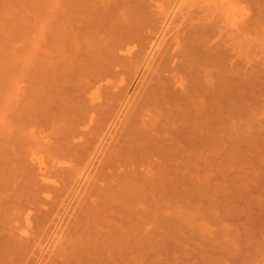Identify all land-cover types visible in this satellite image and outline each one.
<instances>
[{
    "label": "rangeland",
    "instance_id": "374dc122",
    "mask_svg": "<svg viewBox=\"0 0 264 264\" xmlns=\"http://www.w3.org/2000/svg\"><path fill=\"white\" fill-rule=\"evenodd\" d=\"M58 1L0 0V184H2L0 186V201L3 199L1 202H4L3 204L0 202V248L5 246L10 250V248L15 245L13 248H11V250H14V253L12 251H10V253L9 250L6 249L7 253L2 255L4 253L3 252L1 254L0 262H2V258L5 256L4 258L5 260H8V264L9 261L10 264H68L66 258L67 260L71 261L73 256H70V258L67 257L65 245L68 244V246H66L68 249L70 248L69 242L71 244V240L74 239V233L71 232L70 234L73 233L71 236L68 233V237L63 239V241L66 239L64 241V243L66 242L64 249L62 248V239L61 241L59 240L61 244H59V242L56 243V246H59H57V249L54 250L57 251L58 247L61 245V248L64 250L65 254L62 253V250L61 252L59 251L60 256H58L59 253L56 255L53 251L51 254H49L50 259L52 258V261H48L49 255L48 258H46L47 260L44 259V257H47L45 254L47 250L42 252V247L46 245L45 243H47L46 241H48L49 236H47L46 233L45 235L48 238L46 239L44 233L41 230H49L47 227L52 225V219L54 217V219H58L57 216L62 214L64 208L69 203L66 210L69 215L66 212L63 216L65 218L67 217V220L71 217L69 222L66 221L67 228L69 226L68 224H70V231L72 230L71 227L73 226L72 231H76L77 229V236H79L81 233H84V238L86 235V239H82L83 235L81 238L79 236L81 240H78V237H75V247H73L77 249H72L71 247V249L74 250L73 252H71L70 249V251L67 249L66 250L67 252H71V254L74 253L77 259L82 253L83 256H85V260L81 255V257H79L80 264H103V261L104 264L108 262L109 264H264V0H198V6H196V0H128L127 2L126 0H121L122 2H119L121 6H119V3L116 2L118 7L123 8L121 10L119 8L121 12L123 11L122 13L118 11L121 14V19L118 18L119 13H117L118 17L116 18L114 17L116 12H110L114 10L115 5V3L111 2L112 0H108V5L106 4L107 1L105 2L99 0L100 4L105 2V6L103 4H99L101 7L104 6L103 8L105 9V12L102 11L101 8L100 12V10L97 8V10H99L97 14L103 12V14L105 13L108 15L106 10H109L110 8V11L108 12L111 13L112 16L114 15V18L119 19V21L117 20V23L115 22L117 27H119L118 25H124V23L127 24L128 21L131 20V17L129 18L128 16L129 13H132L130 9L134 8L132 5L138 4L137 2L148 4V6L144 5L145 8H142L143 10L141 9L143 12L141 11L142 16L140 14L141 19L139 18L140 21L142 19L144 22H146L145 20L148 21L146 22L147 24H145V26L148 25L149 27L143 26L145 27V32H147L148 28H151L150 31L148 29V34L151 33V31L155 32V28L157 26L161 28L164 25V22L166 21L165 18L172 11L171 9L173 8V5L175 6L178 4L176 7L178 8V6L181 5L179 3H182L180 6L181 9H175L176 12L173 10L174 13H176L175 18L173 19H178L177 21L175 20L178 25L175 24V27L171 32L174 33L176 27H180V24L182 25L184 22V24L188 23V25L183 24V26H187L188 28L192 29L194 28L196 32H199L197 33L198 36L195 34L196 32L192 33V36L196 35L198 39L196 36H194L196 37L195 39H197L199 42H202L201 44L204 45L205 49L208 47L213 48L214 46V50L217 51L219 58L221 59L219 62L225 63L224 65H221L220 68L218 67V70L215 68L216 70L214 71L216 73L213 71L212 72L216 75L217 72L218 75H223V78L221 77L223 84L224 75L226 74L225 71L233 70L234 74L229 76L231 73L227 72L229 74L226 75L227 77L229 76L228 78H230V80L233 79L232 83L236 84H232L234 87L233 91L239 90L235 91L236 93L233 92L234 101L232 100L233 103H230V100L228 99L229 93L227 91L226 85L228 80L227 77L225 76L226 78L223 85L220 83L221 81H217V83L220 84L219 88L222 91L220 92L224 97L222 98L224 103L222 107L220 106V112L222 113H220L221 121L218 135L219 143L217 142L216 148L217 151H220L217 152L218 154L215 163V159L213 160V150L205 148L197 152L198 149L196 148L189 150L187 149L183 154H181V157H179L180 155L177 156V153L173 152L175 159L172 160L173 165L171 163V166L174 167H172V170L168 167L163 171L155 170L156 173L155 171L150 173L144 172L141 177H137L138 179L135 183H129L127 179H123L124 183H121L122 180L119 179L115 174L121 169L118 167V165L123 160L120 162H113L108 167L99 168L100 170H98V177L103 179V181H101L98 186L104 189L88 190L86 187L84 191L82 190L81 194L82 198L87 194L86 199L84 201L83 199H80V202H78L77 205L75 204L76 206L71 204L73 203V200H71V203L69 202L70 193L72 192V188H70V186H74L75 182H77L81 177L83 169L82 167H84V164L78 160L71 161V159H68L64 156H59L57 154V147L61 137L70 126L71 122L82 113V110L85 106L89 105V102L92 98L91 93H93L94 90L88 87L87 70L90 71L94 63L100 60L99 58H101V56L99 52L101 50L99 49L101 47L98 49L99 52H97V49L94 50V48L101 46L100 39L104 35V40L106 39V36H108V30L113 26L114 18L112 19V16L109 14L111 18H109L110 16L106 17L112 19L113 22L111 21L110 23L112 25L110 26V24L106 22L108 18H105L106 20L103 21L107 24L104 23V25L103 23H99L100 25L96 24L97 26L99 25L96 27L95 23H93L94 18L102 19L101 17H103L104 19V16H101L102 14L98 16L96 14L97 10H94L96 11L94 13V11H90L89 7L93 5L91 8H94L95 4L98 5L99 2L96 3V0H93L95 3L93 4L92 0H90L89 2H91L92 5L89 3L86 5L85 1L87 0H70L71 2H69V0H67L68 2L63 0V4L61 0ZM73 1H75V3ZM80 1L81 3L83 1L84 2L79 4L78 2ZM123 1H125V3ZM109 2L114 5L112 6L111 3L109 4ZM170 2H172V4ZM123 5L125 7H123ZM71 6H73V8H69ZM82 6L85 9L81 11L82 14L80 13L83 17L79 14L80 8H83ZM110 6L113 7L112 10ZM106 7L108 9H106ZM186 8H188L187 11H185ZM116 10L118 9H115V11ZM150 11L152 13L154 12V14H152ZM177 11H179L178 14L180 13L181 16L177 14ZM49 12L51 13V16H49ZM65 12L67 13V16ZM90 12L92 17V13L95 16L97 15V17H93L92 19V17H90L88 14ZM60 13L63 16H61ZM188 13H190V15ZM135 14H137V12H135ZM239 14L240 16L243 14V16L240 17ZM53 15L57 17V19L61 20L60 24L59 20L56 21L57 19L52 18L54 17ZM123 15L127 17H123ZM143 15H146V17L144 16L146 19L143 17ZM155 15H157V17ZM45 16H47V18L52 21L55 20L56 23L46 19ZM153 16L156 17V19ZM68 17L71 19V21H69ZM202 17L203 19H201ZM76 18H79L78 22ZM159 18L161 21L163 20L162 23H160L161 21ZM205 18L207 19L205 20ZM235 18H237L236 21L234 20ZM73 19L74 21H72ZM88 19L91 22L90 24H88L89 22H85L86 20L88 21ZM239 19L242 20V23H240L241 21H239ZM126 20L128 21L126 22ZM49 21L52 25H55H51L49 29L52 32L48 29L49 32L47 33L45 30L50 24ZM109 21L110 20H108V22ZM74 22H76L77 25ZM120 22L124 23L118 24ZM156 22H158V24H156ZM140 23L142 25L144 24L142 21ZM140 23L138 24L139 26ZM191 23L194 24V26L191 25ZM197 23H199V25H196ZM205 23L209 24L206 25L208 29L210 28L209 30L206 28V26L204 27ZM229 23L232 24L233 27ZM56 24L58 27L61 26L63 30L67 27L68 29L66 28L67 30H64V32L68 31L67 34H64L63 30H61V27L58 29ZM63 24L64 27L62 26ZM85 24L87 26L90 25L89 27L91 28L88 27L89 29H86L87 26ZM102 24L105 27L104 30L107 29L104 34L102 33L104 28ZM149 24L151 26L153 25L152 27L155 28L152 30V27ZM71 26L72 30L70 29ZM172 26H174V24L171 25V28ZM73 27H76L75 29L77 32ZM95 27L96 31H93ZM52 28L57 30H52ZM92 28L94 29L91 30ZM97 28L99 29L97 30ZM177 29L179 30L180 28L177 27ZM58 30L60 33H62L59 34ZM204 30H206L207 33L204 32ZM213 30L214 32H212ZM53 31H55V35ZM90 31L91 33L88 35V32ZM43 32L47 34L43 35ZM69 32H71V34H69ZM49 33L52 34L51 37L49 36ZM72 33L77 38L78 42L76 41V43L78 46L73 44L75 42L73 40L75 37H73ZM92 33H99V35ZM170 33L168 35L171 37L173 33ZM201 33L203 34L200 35ZM204 33L210 35L208 36L209 38ZM91 34L94 35V37L91 36ZM101 34L103 35L100 36ZM215 34L219 36H215ZM60 35L62 36L60 37ZM205 35L207 38H205ZM88 36H91L92 38L90 39L94 41V43L90 42L91 44H89V46L93 48L92 50H94V53H91L92 50H90V47H87V51L86 47L84 48V46H88L86 41H90ZM95 36L97 37L95 38ZM99 37L101 38L97 39ZM215 37H218L216 38V41L214 39ZM61 38L63 39L61 40ZM67 38L69 39V42L66 41L68 40ZM103 39L101 40L103 41ZM96 40L98 41L96 42ZM210 40H212V42ZM213 40L216 42V44L219 43L221 46H216L215 42L212 44L213 46H209V44L213 43ZM95 42L99 43V45H97ZM68 43L73 44V46L71 47V44L69 45ZM54 44L56 46H54ZM92 45H94V47ZM218 46L221 49L218 48ZM73 48L77 50L75 51ZM134 48L133 50H135ZM81 49L84 53L81 51ZM84 49L88 54L84 51ZM70 50L73 52L75 51L74 55L75 57L77 55L76 58L73 56L72 52H69L68 54V51ZM229 51L231 52L232 56L229 54ZM89 53H91V55ZM97 53L99 57H97ZM211 53H213V50ZM92 54L96 59H93ZM48 57L50 58L47 59ZM74 58L76 61L80 60V62L74 63ZM62 61L64 65L61 64ZM81 63H83L84 66L82 69H80ZM128 63V65L126 64V67L131 69V62ZM65 64H68V66ZM90 65H92L91 68ZM218 65H220V63ZM222 66L224 70L221 69ZM126 67H123V69L119 72V75L115 77L116 79H112L114 80L113 82L110 80V85H115V91L110 90L107 93L109 95L108 99L105 101V106H116L117 99L120 94L115 95V93H117V91L121 88H128L127 85L129 86V95L131 94V90H129L131 85L129 84L133 83L131 82L132 70L130 72ZM229 67L231 69H229ZM211 69L213 70L214 68ZM220 70H223V74ZM219 78L220 77H218V79ZM214 81L216 82L215 78ZM122 83L123 85L121 86L120 84ZM224 85L225 87L223 88ZM115 88L118 90L116 91ZM137 97L138 95H136V98ZM136 98L133 96L134 100ZM133 99L131 101H134ZM96 102L98 103L99 101L96 100L93 103L96 104ZM136 106L138 111L135 112L133 117L130 119V121H133V123L130 122L131 126L129 131L132 136L135 133L138 135V137L141 135L143 136H141L143 139L137 138L138 140L142 141V143H138L139 146H143L144 143H146V139L149 136L151 129L152 132H154L153 134H155V131H153L152 128V126H155V124L152 125L151 122L158 116L159 112L155 110V106H151L149 104H139L138 102V105ZM132 107L135 106L131 105L129 108ZM204 107L205 106H203V108ZM203 110L205 111V109ZM152 112L156 116L152 115ZM205 113L208 112L206 111ZM93 116L96 118L95 122L102 125L101 116L95 113ZM161 116L163 117V115ZM157 119L159 120L160 118ZM157 119L156 121H158ZM208 120V118L203 120L206 125ZM154 121L152 123H154ZM156 121L155 123L159 124ZM160 121L161 120L158 122ZM166 121L169 122V119ZM174 121L175 123L176 121L178 123L181 122L179 119H174ZM165 122L163 121V123ZM142 123L146 125L145 128H143L144 126ZM178 123H176V125H178ZM160 125L157 127L159 128V132L163 131L162 128L166 127V125L172 126H167L165 131H170L173 127L176 128L174 123H169L165 126H163L164 124L161 123ZM206 125L204 124V127H206ZM206 128H204L205 130L203 133H207L206 136H208V134L210 135V128L208 127L209 130ZM206 130H208V132H206ZM167 136L169 135L167 134ZM90 137L92 138V136ZM136 137L137 136H135L133 139L131 137H125V139H127V145L129 146L130 143L134 141L137 142ZM204 141L206 144H212L210 143L211 139L209 136ZM134 145L135 144H133V146ZM143 149V147L141 149L138 147V150L141 152L140 154H143L147 151V149ZM205 150H207L206 153ZM124 154L125 152L121 155V158L123 159ZM182 156L184 158H182ZM4 160H9V162ZM184 163L189 164V167L191 164V168H183ZM6 166L8 168H5ZM16 166L17 168L20 167L21 169H17ZM26 169L28 170V173H32L29 174L35 179L32 177L29 178L30 175L27 174ZM19 170L21 173H23L22 170H25L26 172H24V174L21 176ZM141 172H143V169ZM25 174L26 177L24 176ZM177 175L180 177V179ZM169 177L172 178L171 182L174 184L168 182L171 180ZM33 179L34 181H32ZM125 181L127 182L125 183ZM161 181L163 182V185ZM165 184H167V186L170 185V188L168 189L166 187L164 189L163 187L166 186ZM46 186L48 189L51 188L50 191L45 189ZM52 187H56L57 189L53 190ZM80 187L76 194L79 192ZM31 200H33L32 203ZM46 209L47 211H51L50 213L48 212V214H50L48 216L47 213L43 212ZM57 209L59 211L62 209L61 213L56 212L58 211ZM52 213L53 218L50 221L48 217L51 218ZM138 214H140V216H138ZM40 215L43 216V219L42 217H39ZM136 215L139 219L136 218ZM146 216L149 221L147 218H145ZM38 217L40 218L39 221ZM133 217L135 219H133ZM141 217L144 226H141ZM130 218L134 220L133 222L131 221L132 224L129 222ZM41 219L42 222L40 223ZM35 220L38 221V224ZM33 221H35V223ZM48 223L50 224L47 226ZM128 223L130 226H128ZM30 224L31 227L29 228L31 229L29 230L27 226ZM38 225L42 227H40L41 230H39L40 234L42 233L40 238L38 237L39 231L37 232L35 230L36 227L39 229ZM132 226L135 230L132 229L129 235L124 234V231L126 230L125 228L128 230L125 231V233H128ZM122 227H124L125 230L123 229L122 231ZM141 227L143 228L142 230ZM68 229H66L67 231L63 229L66 236L67 232H69ZM137 229L141 232H135L136 235H133L134 231ZM33 230H35V233L37 232L38 236L37 234L34 235ZM47 230L45 231L47 232ZM120 230L125 239L130 236L128 239L132 241L133 238L132 243L128 239L125 240L122 238V234L120 235L119 232ZM26 232L27 235H31L28 237V239H32H30L29 242L26 238ZM69 237L73 238H70V241L68 242L67 239ZM33 238L38 242L34 240V243ZM23 239L24 241L27 239V242H24ZM21 240L23 244H21ZM126 241L130 244H127ZM39 242H41L43 245L42 247L40 246ZM8 243H13V245H11L9 248ZM26 244H31V247L29 245L27 246ZM19 245H23V247ZM16 246H19L18 248L20 253L18 248L15 249ZM24 246L27 248H24ZM3 247L1 249L5 250V247ZM79 247L80 249H78ZM86 247L88 249L83 251V249ZM94 247L98 248L95 249ZM61 248L59 250H61ZM37 251H41L42 253H38V256ZM75 252L78 253V256L75 254ZM85 252L87 253L86 255ZM7 254L10 256L7 257ZM53 254L54 256H57L55 257L56 260H54ZM20 255L24 257V259L23 257L21 258V261H19ZM65 256L66 258L64 261L63 258ZM97 256L99 258H97ZM86 257L90 258L88 259ZM16 258L18 259V263H15L14 261H17ZM105 258H108L107 262ZM59 259L62 261L60 262ZM100 259L102 263L100 262ZM73 261L76 262L75 256ZM81 261H84V263ZM3 262L0 264H5V262L7 263V261L4 263ZM77 264L79 263L77 262Z\"/></svg>",
    "mask_w": 264,
    "mask_h": 264
},
{
    "label": "bare ground",
    "instance_id": "6f19581e",
    "mask_svg": "<svg viewBox=\"0 0 264 264\" xmlns=\"http://www.w3.org/2000/svg\"><path fill=\"white\" fill-rule=\"evenodd\" d=\"M58 1V0H57ZM62 1V4H63V0H61ZM78 1V0H77ZM82 1V0H81ZM81 1L80 2H78L79 4H82L81 3ZM90 0H87V1H85L86 2V5H88L87 3H89L90 5H92V3L91 2H89ZM95 1V0H94ZM101 1V0H100ZM102 1H107L106 2V4L108 3V0H102ZM121 0H119V1H116V0H112L111 2L112 3H115V5H114V10L113 11H110V8H109V10H106V13H108V15H106L105 13V15L103 14V12L102 13H99V14H97L98 13V11L100 10V8H101V10L102 11H104L105 12V9L103 8L106 4H105V2H103V3H101V4H105L103 7H101L100 5V2H99V0H96V3L97 2H99L98 3V5L97 4H95L94 2H93V0H92V2H93V4H95V7L94 8H91V7H93V5L92 6H90L89 7V9H90V11H94V10H97V8L99 9V10H97V12L96 11H94V13L96 12V14L98 15V16H100L101 14V16H104V19H103V17H101L102 19H100V18H97V19H95L94 18V22L93 23H95V25L96 24H99V23H105V24H107V23H111V21H112V19L114 18V17H118L117 16V13H119L118 15H119V17L118 18H120V16H121V14H120V10L121 9H123L122 7L120 8V7H118V5H117V3H119ZM128 0H126V2H127ZM130 1V0H129ZM134 1H136V0H134ZM138 1V0H137ZM145 1H147V0H145ZM149 1H151V0H149ZM176 1V0H175ZM186 1V0H185ZM193 1H195V0H193ZM197 1L198 0H196V3H197ZM65 2V1H64ZM66 2H68L67 0H66ZM69 2H71L70 0H69ZM74 3H75V1H73ZM111 2H109V4L111 3ZM117 2V3H116ZM122 2V1H121ZM120 2V3H121ZM124 3H125V1H123ZM157 2V1H156ZM155 2V3H156ZM166 2V1H165ZM172 2H174V1H172ZM172 2H170L171 4H172ZM179 2V1H178ZM51 3H52V1H51ZM53 3H55V2H53ZM58 3H59V1H58ZM112 3H111V5H112ZM120 3H119V6H121L120 5ZM129 3V2H128ZM131 3H132V1H131ZM138 4H135V5H132V6H134V8H132V9H130L131 10V14L129 13V18L131 17V20H126V22L128 21V23L127 24H125L124 22V25H126V26H124V25H118L119 27H121V28H119V27H117L116 26V23L119 21V19H116V18H114L113 19V21H114V23H115V25H114V23H113V26L108 30V36H106V39L104 40L103 39V37H105V35L101 38V37H99V38H97V39H103V41L100 39V45L101 46H99V47H97V48H94V50L95 49H99L100 47V49L99 50H101L100 52H99V50L97 51V52H99L100 53V56H101V58H99L100 60L99 61H97L96 63H94V65H93V67L91 68V66L92 65H90V71H88L87 70V72H88V87L90 88V89H93L94 90V92L93 93H91V96H92V98H91V100H90V102H89V105L88 106H85L84 107V109L82 110V113L78 116V117H76L72 122H71V124H70V126L67 128V130L65 131V133L63 134V136L61 137V139H60V141H59V145H58V147H57V150H58V152H57V154L59 155V156H64V157H66V158H68V159H71V161H76V160H78V161H80L82 164H84V167H82L83 169H82V173H81V177L79 178V180L77 181V182H75V184H74V186L73 185H71L70 186V188H72V192L70 193V200H69V202L71 203V200H73L72 202L73 203H71L73 206H76L77 205V203L78 202H80V199H83V201L86 199V196H87V194H86V196H84L83 198H82V196H81V194H82V190L84 191V189L87 187L88 188V190L89 189H93V190H95V189H97V190H103L104 188H100L99 186H98V184L101 182V181H103V179H101V178H99L98 177V170H100L99 168H106V167H108L111 163H113V162H120V161H122L119 165H118V167L119 168H121L117 173L116 172H113V173H116L115 175L119 178V179H121L122 181H121V183L123 182V179H127V181L129 182V183H135L136 181H137V177H141L142 175H143V173L144 172H148V173H150V172H152V171H159V170H165L166 168H171V170H172V167L173 166H171V163L173 162L172 160L173 159H175V156L173 155V152L174 153H177V156H179V157H181V154H183L184 153V151H186L187 149L189 150V149H192V148H196V149H198L197 150V152H199V150H203V149H205V148H209V149H211V150H213L214 152H213V154H214V157H213V160H214V163H215V161H216V157H217V152H219V151H217L216 150V148H217V142H218V135H219V125H220V113H222V112H220V106L222 107L223 106V100H222V98H224L223 96H222V94H221V89L219 88V85L220 84H218L217 83V81L218 82H220L221 84H222V78H223V73H222V71L224 70L223 69V66H222V68L221 69H223L222 71H221V73H219V74H221L222 76H220V75H218V72H217V75L216 74H214L213 72H215L214 70H216L215 68H217V70L220 68V66L221 65H224L225 63H223V62H219L221 59L219 58V55H218V53H217V51L216 50H214V46L212 45V44H214V42L216 41V38H218V37H215L214 39H215V41L213 40V43H211L212 42V40H210L211 42V44H209V46H213V48L212 47H208L207 49H205V47H204V45L203 44H201L202 42H199V41H197V39H198V34L197 33H199V32H196V30L193 28H188L187 26H183V24L185 23H183L182 25L180 24V27L179 26H177L178 25V23L173 19V18H175V15H176V13H174V11H175V9L177 10L178 8L179 9H181V5H182V3H179V4H181V5H179L178 6V8H176L177 7V5H173V8L171 9L172 11L166 16V21L164 22V25L162 26L161 24H159L160 26H162L161 28H159V26H157L156 28L155 27H152L150 24V26L152 27V30L155 28V32H153V31H151V33H149L148 34V29H149V31H150V29L151 28H148L147 29V32H145V27H147V26H145V24H147L146 22H148L147 20H145L146 18V15H143V17L145 18L144 20L146 21V22H144L143 21V19L141 20L144 24L142 25L140 22V17L142 16V14H141V11L145 8L144 7V5L146 6H148V4H142V3H139V2H137ZM158 3V2H157ZM169 3V2H168ZM50 4V3H49ZM60 4V3H59ZM61 4V5H62ZM100 4V5H99ZM127 4V3H126ZM134 4V3H133ZM142 4V5H141ZM170 4V5H171ZM175 4V3H174ZM185 4V3H184ZM189 4H190V2H189ZM65 5V4H64ZM63 5V6H64ZM85 5V4H84ZM108 5V4H107ZM112 5V6H113ZM117 5V6H116ZM125 5V4H124ZM123 5V7H125ZM137 5V6H136ZM154 5H156V4H154ZM167 5V4H166ZM169 5V6H170ZM199 5V3H197V5L196 6H198ZM51 6V5H50ZM98 6V7H97ZM143 6V7H142ZM150 6H152V5H150ZM168 6V5H167ZM184 6V5H183ZM195 6V5H194ZM193 6V7H194ZM52 7H53V5H52ZM51 7V8H52ZM83 7V6H82ZM111 7V6H110ZM118 7V8H117ZM155 7V6H154ZM154 7H152V8H154ZM172 7V6H171ZM187 7V6H186ZM202 7V6H201ZM60 8V7H59ZM62 8H65V7H62ZM69 8H73V6H71V7H69ZM77 8V7H76ZM80 8V7H79ZM119 8H120V10H119ZM143 8V9H142ZM151 8V7H150ZM157 8V7H156ZM189 8V7H188ZM188 8H186L185 9V11H187V9ZM195 8V7H194ZM200 8V7H199ZM203 8V7H202ZM201 8V9H202ZM47 9V8H46ZM53 9H55V8H53ZM92 9V10H91ZM106 9H108L107 7H106ZM113 9V7H111V10ZM115 9H118V10H116L115 11ZM142 9V10H141ZM168 9H170V8H168ZM167 9V10H168ZM191 9V8H190ZM51 10V9H50ZM62 10V9H61ZM68 10V9H67ZM77 10V9H76ZM82 10H85L84 9V7L81 9L80 8V12H79V14L81 13V11ZM101 10H100V12H101ZM160 10V9H159ZM54 11V10H53ZM66 11V10H65ZM70 11V10H69ZM79 11V10H78ZM108 11H110V12H116V14H114L113 16H112V14L111 13H109ZM118 11H120V12H118ZM158 11V10H157ZM156 11V12H157ZM162 11V10H161ZM170 11V10H169ZM201 11V10H200ZM46 12V11H45ZM52 12V11H51ZM61 12V11H60ZM63 12V11H62ZM75 12H77V11H75ZM89 12V11H88ZM123 12V11H122ZM121 12V13H122ZM130 12V11H129ZM135 12H137V14H135ZM143 12V11H142ZM144 12H146V11H144ZM151 12V11H150ZM163 12V11H162ZM166 12V11H165ZM176 12V11H175ZM178 12L179 11H177V14H178ZM239 12H241V11H239ZM54 13V12H53ZM66 13V12H65ZM69 13V12H68ZM73 13V12H72ZM72 13H70V14H72ZM152 13V12H151ZM150 13V14H151ZM161 13V12H160ZM174 13V14H173ZM183 13H184V11H183ZM182 13V14H183ZM45 14V13H44ZM49 16H51V13L49 12ZM55 14V13H54ZM74 14V13H73ZM82 14V13H81ZM80 14V15H81ZM89 15L91 14V12L90 13H88ZM112 16V19H109V18H111V16ZM140 14H141V16H140ZM152 14H154V12L152 13ZM185 14V13H184ZM189 15H190V13H188ZM191 14H193V13H191ZM200 14V13H199ZM205 14V13H204ZM236 14V13H235ZM248 14V13H247ZM56 15V14H55ZM60 15L61 16H63L61 13H60ZM92 15H93V17H97V15L95 16L93 13H92ZM160 15V14H159ZM178 15H180V13L178 14ZM177 15V16H178ZM203 15V14H202ZM201 15V16H202ZM206 15V14H205ZM204 15V16H205ZM54 16V15H53ZM58 16V15H57ZM66 16H67V13H66ZM79 16V15H78ZM82 16V15H81ZM106 16H110L109 18L108 17H106ZM156 17H157V15H155ZM164 16V15H163ZM181 16V15H180ZM187 16V15H186ZM201 16H197V17H201ZM233 16V15H232ZM239 16H240V14H239ZM241 16H243V14L241 15ZM240 16V17H241ZM46 17V19H48L47 18V16H45ZM59 17V16H58ZM70 17V16H69ZM68 17V18H69ZM77 17V16H76ZM83 17V16H82ZM86 17V16H85ZM90 17H92L91 15H90ZM93 17H92V19H93ZM123 17H127V16H124L123 15ZM132 17H133V19H132ZM154 17V16H153ZM156 17H154L155 19H156ZM159 17V16H158ZM196 17V18H197ZM233 17H235V16H233ZM249 17V16H248ZM52 18H55V19H57V17H52ZM51 18V19H52ZM68 18H66V19H68ZM80 18V17H79ZM78 18V19H79ZM89 18V17H88ZM108 18V20H110L109 22H108V20L106 21V22H104L103 20H106V19ZM140 18V19H139ZM148 18V17H147ZM177 18V17H176ZM186 18V17H185ZM189 18V17H188ZM194 18V17H193ZM192 18V19H193ZM239 18V17H238ZM45 19V20H46ZM74 19H75V17H74ZM74 19L72 20V21H74ZM77 19V18H76ZM78 19H77V22H78ZM84 19V18H83ZM121 19V18H120ZM126 19V18H125ZM154 19V20H155ZM158 19V18H157ZM162 19V18H161ZM163 19H164V17H163ZM190 19V18H189ZM201 19H203V17L201 18ZM207 18H205V20H206ZM230 19H231V16H230ZM236 19L237 18H235L234 20L236 21ZM241 19V18H240ZM239 19V21H241L240 23H242V20H240ZM243 19V18H242ZM48 20H50V19H48ZM60 21L59 22V24L61 23V20L60 19H57L56 21ZM103 21V22H100V21ZM118 20V21H117ZM124 20V19H123ZM159 20H160V18H159ZM158 20V21H159ZM172 20H174V21H172ZM180 20H183V19H180ZM186 20V19H185ZM197 20V19H196ZM198 20H199V18H198ZM47 21V20H46ZM46 21H43V22H46ZM50 21H52V20H50ZM50 21H49V23H50ZM65 21V20H64ZM69 21H71V19L69 18ZM76 21V20H75ZM96 21V22H95ZM112 21V22H113ZM161 21V20H160ZM159 21V22H160ZM187 21V20H186ZM235 21H234V23H235ZM52 22H54V23H56L55 22V20L54 21H52ZM83 22V21H82ZM86 23L87 22H89L88 24H90L91 22H90V20L88 19V21L86 20L85 21ZM122 22V21H121ZM118 23V24H123V23ZM152 22V21H151ZM150 22V23H151ZM155 22V21H154ZM163 22V20L160 22V23H162ZM172 22H173V24H174V26H172V28H171V25H173L172 24ZM174 22H176V23H174ZM189 22H191V21H189ZM197 22V21H196ZM230 22V21H229ZM238 22V21H237ZM58 23V22H57ZM66 23V22H65ZM74 23H76V22H74ZM81 23V22H80ZM140 23V26L138 25ZM153 23V22H152ZM193 23V22H192ZM191 23V25H193L194 26V24H192ZM207 23H209V22H207ZM211 23V22H210ZM232 23V22H231ZM233 23V24H234ZM58 24V25H59ZM72 24V23H71ZM71 24H69V25H71ZM102 24V25H103ZM104 24V25H105ZM156 24H158V22H156ZM175 24H177L176 26L178 27V28H180L179 30L177 29V27H176V29L174 30V33L173 32H171V31H173V28L175 27ZM187 25H188V23H186ZM186 24H184V25H186ZM230 24V23H229ZM46 25V24H45ZM48 25V24H47ZM52 24L50 23L49 24V26H48V28L45 30V32H49L48 31V29H49V27L51 26ZM53 25H55V24H53ZM52 25V26H53ZM75 25V24H74ZM76 25H77V23H76ZM79 25V24H78ZM86 25V24H85ZM92 25V24H91ZM94 25V26H95ZM100 25V24H99ZM98 25V26H99ZM104 25H103V27H104ZM112 24H110V26H111ZM190 25V24H189ZM196 25H199V23H197ZM195 25V26H196ZM203 25V24H202ZM201 25V26H202ZM206 25H209V24H204V27L206 26ZM230 25H232V24H230ZM236 25V24H235ZM238 25V24H237ZM56 26H57V24H56ZM63 27H64V24L62 25ZM68 26V25H67ZM80 26V25H79ZM84 26V25H83ZM87 26V25H86ZM90 25H88L87 26V28L86 29H89V28H91V27H89ZM97 25H96V27H98ZM110 26H108V27H110ZM115 26V27H114ZM142 26V27H141ZM143 26H145V27H143ZM47 27V26H46ZM45 27V28H46ZM58 27V26H57ZM60 27L61 26H59L58 27V29H60ZM82 27V26H81ZM89 27V28H88ZM96 27H95V29L94 28H92L91 30H93V31H96ZM107 27V28H108ZM141 27V28H140ZM149 27V26H148ZM187 27V28H186ZM190 27V26H189ZM192 27V26H191ZM210 27V26H209ZM232 27H233V25H232ZM236 27V26H235ZM44 28V29H45ZM67 28V27H66ZM65 28V29H66ZM74 28V27H73ZM76 28V27H75ZM74 28V29H75ZM79 28V27H78ZM100 28V27H99ZM99 28H97V30L99 29ZM206 28H207V26H206ZM64 29V30H65ZM68 29V28H67ZM66 29V30H67ZM71 30H72V26H71V28H70ZM101 29H102V27H101ZM101 29H100V31H101ZM105 29V27L103 28V34H104V32L107 30H104ZM158 31H157V30ZM203 29V28H202ZM208 29V28H207ZM210 29V28H209ZM208 29V30H209ZM215 29V28H214ZM50 30V29H49ZM52 30H57V29H55V28H52ZM61 30H63L62 29V27H61ZM60 30V31H61ZM64 30H63V32H64ZM76 30V29H75ZM44 31V30H43ZM51 31V30H50ZM55 31H53L54 32V35H55ZM100 31H97V32H100ZM200 31V30H199ZM52 32V31H51ZM58 32H59V30H58ZM67 32L68 31H65L64 32V34L66 33L67 34ZM76 32H77V30H76ZM86 32V31H85ZM153 32V33H152ZM171 32V33H170ZM196 32V33H195ZM203 32V31H202ZM204 32H206V30H204ZM212 32H214V30L212 31ZM47 33H44L43 32V35L44 34H47ZM62 33V32H61ZM60 32H59V34H61ZM73 33H75V32H73ZM73 33H72V35H73ZM91 33V31L90 32H88V35ZM172 34V36L170 37V35H168V34ZM192 33H195L196 35H193L192 36ZM207 33V32H206ZM206 33H204V34H206ZM209 33V32H208ZM210 33H211V31H210ZM209 33V34H210ZM59 34H58V36H59ZM65 34V35H66ZM69 34H71V32H69ZM68 34V35H69ZM87 34V33H86ZM92 34H96V35H99V33H92ZM91 34V36H93L94 37V35H92ZM103 34H101L100 36H102ZM203 33H201L200 35H202ZM51 35L52 34H50L49 33V36L51 37ZM63 35V34H62ZM62 35H60V37L62 36ZM107 35V34H106ZM167 35H168V38H167ZM207 35V34H206ZM206 35H205V38H207L208 36H210V35H207V37H206ZM217 34H215V36H216ZM70 36V35H69ZM91 36H88L89 37V39L90 38H92ZM194 36H196L197 37V39H195L196 37H194ZM217 36H219V35H217ZM53 37V36H52ZM57 37V36H56ZM64 37V36H63ZM71 37V36H70ZM70 37H69V39H70ZM73 37H75V35H73ZM97 36H95V38H96ZM212 37V36H211ZM213 37H214V35H213ZM59 38V37H58ZM57 38V39H58ZM95 38H94V40H95ZM209 38V37H208ZM54 39V38H53ZM63 38H61V40H62ZM66 39V38H65ZM68 39V38H67ZM69 39L68 40H66L67 42H69ZM71 39H73V38H71ZM76 39V40H75ZM78 39H79V37H78ZM81 39V38H80ZM85 39V38H84ZM89 39H87V40H89ZM221 39V38H220ZM75 42L73 43V44H76L77 46H78V44L76 43V41H77V38L75 37L74 39H73ZM73 40H72V42H73ZM206 40V39H205ZM52 41V40H51ZM58 41V40H57ZM84 41H86V40H84ZM98 40H96V42H97ZM207 41H209V40H207ZM218 41V40H217ZM46 42V41H45ZM56 42V41H55ZM78 42V41H77ZM81 42V41H80ZM90 42H93L94 43V41H92L91 39H90V41H86V43L88 44V46H84V48L86 47V51H87V47H90L91 48V46H89V44H91ZM95 42V43H96ZM221 43H223L222 41H220ZM50 43V42H49ZM54 43V42H53ZM63 43H66V42H63ZM209 43V42H208ZM207 43V44H208ZM45 44V43H44ZM69 44V43H68ZM71 44V43H70ZM69 44V45H70ZM73 44H71V47L73 46ZM86 44V45H87ZM97 45H99V43H96ZM215 44H216V42H215ZM46 45V44H45ZM52 45V44H51ZM68 45V46H69ZM83 45H85V44H83ZM96 45V46H97ZM202 45V46H201ZM217 45H219V43L218 44H216V46ZM222 45H224V44H222ZM54 46H56L55 44H54ZM93 47H94V45H92ZM133 46V47H132ZM215 46V47H216ZM219 46H221V45H219ZM218 46V48H220ZM225 46V45H224ZM64 47V46H63ZM67 47V46H66ZM74 47H75V45H74ZM135 47V48H134ZM60 48V47H59ZM89 48V49H90ZM133 48L135 49V50H133ZM217 48V49H218ZM227 48V47H226ZM45 49V48H44ZM55 49H57V48H55ZM64 49H66V48H64ZM67 49H68V47H67ZM74 49V48H73ZM83 49V48H82ZM82 49H81V51H82ZM93 48H91L90 50H92ZM221 49V48H220ZM223 49V48H222ZM75 51L77 50V49H74ZM94 50H92L91 51V53L94 51ZM213 50V53H211V51ZM74 51V52H75ZM84 51H85V49H84ZM85 51V52H86ZM220 51V50H219ZM223 51H225V50H223ZM56 52V51H55ZM59 52H60V49H59ZM69 52H72L73 53V56L75 57V55H74V52L73 51H68V54H69ZM80 52V51H79ZM78 52V53H79ZM83 52V51H82ZM230 52V51H229ZM84 53V52H83ZM87 53V52H86ZM91 53H89L90 55H91ZM94 53V52H93ZM225 53V52H224ZM49 54V53H48ZM66 54V53H65ZM76 54V53H75ZM88 54V53H87ZM229 54H231V52L229 53ZM59 55V54H58ZM84 55V54H83ZM93 55V54H92ZM227 55V54H226ZM41 56V55H40ZM48 56V55H47ZM50 56V55H49ZM63 56V55H62ZM225 56V55H224ZM231 56H232V54H231ZM64 57V56H63ZM76 57H77V55H76ZM75 57V58H76ZM93 57V59L95 58L94 57V55L92 56ZM97 57H99V55H98V53H97ZM50 57H48L47 59H49ZM58 58V57H57ZM75 58H74V63L75 62H80V60L79 61H76L75 60ZM230 58V57H229ZM37 59V58H36ZM78 59V58H77ZM79 59H80V57H79ZM96 59V58H95ZM53 60V59H52ZM60 60V59H59ZM65 60H66V58H65ZM83 60V59H82ZM86 60H88V59H86ZM227 60H228V58H227ZM33 61V60H32ZM85 61V60H84ZM229 61V60H228ZM227 61V62H228ZM45 62V61H44ZM43 62V63H44ZM48 62H50V61H48ZM53 62H54V60H53ZM73 62V61H72ZM71 62V63H72ZM128 62H131V64H130V66H132L131 67V69H128V67H126V64L128 63ZM226 62V63H227ZM32 63V62H31ZM61 63V62H60ZM65 63V62H64ZM67 63V62H66ZM73 63V64H74ZM84 63V62H83ZM83 63H81L80 65H81V68L80 69H82V67L84 68V66H83ZM86 63V62H85ZM92 63V62H91ZM220 63V65H218ZM50 64V63H49ZM59 64V63H58ZM61 64H63V61H62V63ZM129 64V63H128ZM127 64V65H128ZM230 64V63H229ZM34 65V64H33ZM64 65V64H63ZM65 65H67L68 66V64H65ZM70 65V64H69ZM77 65V64H76ZM84 65H86V64H84ZM199 65V66H198ZM40 66V65H39ZM44 66V65H43ZM72 66V65H71ZM78 66H79V64H78ZM226 66V65H225ZM60 67V66H59ZM123 67H126L130 72H131V70H132V76H131V82H133V83H128L129 85H131V88L129 89V90H131V94L129 95V91H128V88H129V86L127 85V87L128 88H121V89H116V91H117V93H115V95L116 94H120V96H118V99H117V105L116 106H105V101L108 99V95L109 94H107L110 90H114V87H115V85L113 84L112 86L110 85V80H112V79H114L117 75H119V72L123 69ZM200 67V68H199ZM219 67V68H218ZM34 68V67H33ZM70 68H73V67H70ZM89 68V67H88ZM208 68H214L213 70L211 69H208ZM36 69V68H35ZM64 69V68H63ZM86 69V68H85ZM227 69H228V65H227ZM229 69H231L230 67H229ZM37 70V69H36ZM61 70V69H60ZM79 70V69H78ZM210 70V71H209ZM83 71V70H82ZM85 71V70H84ZM213 71V72H212ZM230 71H232V72H230ZM212 72V73H211ZM226 72V74H229V73H231V74H229V76L230 75H232V74H234V72H233V70H229V71H225ZM227 72H229V73H227ZM67 73V72H66ZM216 73V72H215ZM69 74V73H68ZM130 74V73H129ZM224 75V80H225V78L227 77V75ZM35 75V74H34ZM123 75V74H122ZM66 76V75H65ZM226 76V77H225ZM228 76V77H229ZM50 77V76H49ZM82 77V76H81ZM86 77V76H85ZM218 77H220L219 79H218ZM222 77V78H221ZM227 77V83H226V85H227V91H228V99L230 100L229 102L230 103H233V101H234V94H233V92H235V91H238V90H234L233 91V85L232 84H234V83H232V81H233V79L232 80H230V78H228ZM119 78V77H118ZM121 78V77H120ZM212 78H213V80H212ZM214 78H215V80H216V82L214 81ZM116 79V78H115ZM133 79H134V81H133ZM70 80V79H69ZM211 80H212V82H211ZM224 80H223V84H224ZM235 80H236V77H235ZM247 80V79H246ZM34 81V80H33ZM114 80H112V82H113ZM83 82V81H82ZM56 83V82H55ZM68 83V82H67ZM86 83V82H85ZM120 83V82H119ZM124 83V82H123ZM123 83L122 84H120L121 86L123 85ZM245 83V82H244ZM69 84V83H68ZM222 84V85H223ZM237 84H238V81H237ZM33 85V84H32ZM82 85V84H81ZM87 85V84H86ZM234 85H236V84H234ZM126 86V85H125ZM218 86V87H217ZM242 86H243V84H242ZM246 86V85H245ZM221 87V86H220ZM225 87V85L223 86V88ZM237 87V86H236ZM247 87V86H246ZM113 88V89H112ZM45 89V88H44ZM236 89V88H235ZM246 89V88H245ZM115 91V90H114ZM221 91V92H220ZM224 91V90H223ZM35 92V91H34ZM113 92V91H112ZM236 93V92H235ZM237 93H239V92H237ZM112 94H114V93H112ZM60 95V94H59ZM136 95H138V97L136 98ZM81 96V95H80ZM133 96H135V100L133 99ZM116 97V96H115ZM238 97V96H237ZM35 98V97H34ZM112 98V97H111ZM76 99V98H75ZM134 100V101H131V100ZM73 100V99H72ZM96 100H98L99 102L97 103L96 102V104H94L93 102L94 101H96ZM113 100V99H112ZM136 100H140V101H136ZM227 100V99H226ZM225 100V101H226ZM233 100V101H232ZM238 100V99H237ZM236 100V101H237ZM74 101V100H73ZM137 102V104H136V102ZM138 102H139V104H149V105H151V106H155V110H157L158 112H159V114H158V116L161 114V115H163V117L161 118L160 116L158 117H156L154 120L156 121V119L157 118H160L159 120H161L160 122L162 123V124H164L163 126H165L166 124H172V123H174V126H176V128L175 127H173L170 131H165V128L167 127V126H172V125H166V127H163L162 129H163V131H158L159 130V128H157L158 127V125H160L161 123L160 122H158V121H156L157 123H159V124H156L155 123V121H154V123H152L151 122V124L153 125V124H155V126L154 127H156V128H154L153 126H152V128H153V131H155V134H153L154 132H152V129H151V131H150V133H149V136L147 137V139H146V143H144V145L143 146H139V144L138 143H142V141H140V140H138L137 138H140V139H143V138H141V136H139L138 137V135L136 134H133V136H132V134L130 133V131H129V129H130V126H131V123H133V121H130V119H131V117H133V115H134V113L135 112H137L138 111V108H136L137 106L136 105H138ZM235 104V103H234ZM135 106V107H132V108H129L130 106ZM203 106H205L206 108H207V110H206V108L204 107L203 108ZM149 107V106H148ZM156 107H157V109H156ZM226 107V106H225ZM203 109H205V111L203 110ZM222 109V108H221ZM148 110V109H147ZM146 111V110H145ZM157 111H155V112H157ZM208 112V113H205V112ZM99 114L100 116H101V119H102V125L101 124H98L97 122H95L96 121V118L93 116V114ZM156 114V113H155ZM229 114H230V112H229ZM150 115V114H149ZM148 115V116H149ZM152 115H154L153 114V112H152ZM135 116H136V114H135ZM142 116V115H141ZM140 116V117H141ZM154 116H156V115H154ZM139 117V118H140ZM143 117V116H142ZM137 118H138V115H137ZM152 118H153V116H152ZM164 118H167V119H169V122H167L166 120L167 119H164ZM206 118H208L209 120V122L207 121V125H208V127L210 128V130L208 129V127H207V125H206V123H204V119H206ZM171 119V120H170ZM173 119V120H172ZM174 119L175 120H177V119H179V121H181L180 123H178L177 121H176V123H178V125H176V123H175V121H174ZM8 120V119H7ZM142 120V119H141ZM149 120V119H148ZM147 121V120H146ZM151 121V120H150ZM163 121L165 122V123H163ZM174 121V122H173ZM203 121V122H202ZM131 122V123H130ZM130 123V124H129ZM145 123V122H144ZM147 123H148V121H147ZM143 124V123H142ZM204 124L206 125V127H204ZM135 125V124H134ZM141 126V125H140ZM143 128H145V126L146 125H144L143 124ZM161 126V125H160ZM82 128V129H81ZM204 128H206V129H208L210 132V135L208 134V136L210 137V139H211V141H210V143H212V144H206L205 143V139L208 137V136H206L207 135V133H203V131L205 130ZM167 129V128H166ZM203 129V130H202ZM141 130V129H140ZM143 130V129H142ZM202 130V131H201ZM208 130H206V132H208ZM32 132V131H31ZM132 132V131H131ZM134 132V131H133ZM161 132H163V133H161ZM221 132V131H220ZM152 133V134H151ZM167 134L169 135V136H167ZM33 135V134H32ZM90 136H92V138L90 137ZM133 137V138H135V136H137L136 137V140H137V142H132V143H130V145L128 146L127 145V139H125V137L126 138H129V137ZM145 136V135H144ZM143 137V136H142ZM146 137V136H145ZM220 137V136H219ZM132 138V139H133ZM220 139V138H219ZM144 140H145V138H144ZM143 140V141H144ZM209 141V140H208ZM208 141H207V143H208ZM219 143V142H218ZM133 144H135L134 146H133ZM137 144H138V146H137ZM140 145H142V144H140ZM219 145V144H218ZM136 146V147H135ZM138 147H140V149L143 147L144 149L143 150H146L147 149V151L145 152V153H143V154H140L141 152H140V150H138ZM219 148V147H218ZM135 149H137V150H135ZM195 149V150H196ZM142 151V150H141ZM206 151L207 150H205V153H206ZM125 152V154H124V159L123 158H121V155H122V153H124ZM196 152V151H195ZM194 152V153H195ZM203 153V152H202ZM126 154H127V157H126ZM189 154V153H188ZM196 154V153H195ZM221 154V153H220ZM184 156V155H183ZM182 156V158H184ZM185 156H187V155H185ZM210 156V155H209ZM194 157V156H193ZM196 157V156H195ZM206 157V156H205ZM220 157V156H219ZM199 158V157H198ZM207 158V157H206ZM220 159V158H219ZM186 160V159H185ZM4 161H6V160H4ZM11 161V160H10ZM176 161H177V158H176ZM183 161V160H182ZM6 162H9V160H7ZM186 162V161H185ZM197 162V161H196ZM203 162V161H202ZM208 162V161H207ZM213 162V161H212ZM179 163V162H178ZM185 164H186V166H185ZM172 165H173V163H172ZM202 165V164H201ZM1 166V165H0ZM12 166V165H11ZM14 166V165H13ZM179 166V165H178ZM183 166V165H182ZM207 166V165H206ZM116 167H117V165H116ZM185 167H188V168H191V164H190V167H189V164H187V163H184V166H183V168H185ZM205 167V166H204ZM203 167V168H204ZM208 167V166H207ZM1 168H3V167H1ZM5 168H8L7 166L5 167ZM16 168H17V166H16ZM118 168V169H119ZM174 168V167H173ZM182 168V169H183ZM17 169H21L20 167L19 168H17ZM143 169V172H141V170ZM20 171V170H19ZM23 171V173H21V171H20V173H21V176L24 174V172H26L27 171V174H29V173H31V172H29L28 173V170L26 169V171L25 170H22ZM156 171H155V173H156ZM162 171H160V172H162ZM165 172V171H164ZM181 173V172H180ZM32 174V173H31ZM34 174V173H33ZM174 174V173H173ZM182 174V173H181ZM30 175V174H29ZM132 175V176H131ZM25 177H26V174L24 175ZM39 176V175H38ZM178 176V175H177ZM34 178L32 175H30L29 176V178ZM146 177V176H145ZM166 177H168V176H166ZM179 177V176H178ZM182 177V176H181ZM28 178V177H27ZM39 178V177H38ZM169 178H171V177H169ZM174 178V177H173ZM35 179V178H34ZM34 179L32 180V181H34ZM40 179V178H39ZM175 179H176V176H175ZM179 179H180V177H179ZM183 179V178H182ZM187 179V178H186ZM37 180V179H36ZM142 180V179H141ZM167 180V179H166ZM127 181H125V183L127 182ZM168 181V180H167ZM172 181V178H171V180H169L168 182H171ZM183 181V180H182ZM185 181V180H184ZM187 181V180H186ZM116 182H117V180H116ZM140 182V181H139ZM162 182V181H161ZM168 182H166V183H168ZM180 182V181H179ZM42 183V182H41ZM113 183V182H112ZM124 183V182H123ZM138 183V182H137ZM164 183H165V181H164ZM171 183H173V182H171ZM171 183H168V184H171ZM185 183V182H184ZM114 184H116V183H114ZM113 184V185H114ZM148 184V183H147ZM174 184V183H173ZM2 184H0V186H1ZM101 185V184H100ZM135 185V184H134ZM154 185V184H153ZM162 185H163V182H162ZM166 186L165 187H163L164 189L167 187L168 189L170 188V185L169 186H167V184H165ZM62 186H63V184H62ZM81 186V187H80ZM103 186V185H102ZM49 187V186H48ZM79 187H80V190H79V192L76 194V192L78 191V189H79ZM162 187V186H161ZM45 188V187H44ZM50 188V187H49ZM18 189V188H17ZM17 189H15V190H17ZM42 189V188H41ZM45 189H48L47 188V186H46V188ZM44 189V190H45ZM51 189V188H50ZM50 189H48L49 191H50ZM52 189L53 190H55V189H57L56 187H52ZM151 189H152V187H151ZM30 190V189H29ZM167 190V189H166ZM150 191V190H149ZM46 192V191H45ZM88 192V191H87ZM107 192V191H106ZM163 192V191H162ZM27 193V192H26ZM144 193H145V191H144ZM120 195H121V192H120ZM167 195H168V193H167ZM180 195H181V193H180ZM75 197V198H74ZM90 197V196H89ZM35 198V197H34ZM45 198H46V196H45ZM69 198V197H68ZM74 198V199H73ZM1 199V198H0ZM47 200V199H46ZM1 201H3V199L1 200ZM0 201V202H1ZM32 201L33 200H31V203H32ZM50 201V200H49ZM49 201H48V203H49ZM111 201V200H110ZM150 201V200H149ZM87 202V201H86ZM92 202V201H91ZM96 202V201H95ZM2 204L4 203V202H1ZM46 203V202H45ZM103 203H104V200H103ZM44 204V203H43ZM76 204V205H75ZM131 204V203H130ZM150 204V203H149ZM162 204V203H161ZM68 205H69V203L67 204V206L64 208V211L62 212V214H60V216H57V214H56V216L58 217V219L56 218V219H54L52 216H53V213H52V215H51V218L50 217H48V219H50V221H51V219H52V221H51V223H52V225L51 226H48L50 223H48L47 224V228H49V230H47V229H44V231L45 230H47V232L45 231H43V230H41V226H39L38 225V228L39 229H37V227H36V231L38 232L39 230H41L43 233H44V235L46 234L47 236H49V239L46 237V235H45V237H46V239H48V241H46L47 243H45L46 245H42L41 244V242H39L40 243V246L42 247V252H44L45 250H47L46 251V256L47 257H44L45 256V254H44V259L45 260H47L46 258H48V255L49 254H51L53 251H54V254H56L57 255V253H59L58 254V256H60V252L64 249V245L66 244V242L64 243V241L66 240H64L63 241V239L64 238H66V237H68V233L70 234L71 232H73L74 233V235H75V237L77 238L78 237V240L82 237V235H83V240L84 239H86V235H85V238H84V233H81L79 236H80V238H79V236H77L78 234H76L77 233V229H76V231L74 230V231H72L73 230V226L71 227V231H70V224H68L69 226H68V228H67V224H66V221H68L69 222V219H71V217L70 218H68V220H67V217L65 218V217H63L64 216V214L67 212L66 210H67V207H68ZM84 205V204H83ZM86 205V204H85ZM108 205V204H107ZM132 205H133V203H132ZM159 205V204H158ZM163 205H166V204H163ZM26 206V205H25ZM36 206V205H35ZM38 206V205H37ZM50 206H52V205H50ZM54 206V205H53ZM56 206V205H55ZM59 206V205H58ZM110 206V205H109ZM171 206V205H170ZM72 209H75V208H72ZM49 210V209H48ZM58 210V209H57ZM62 210V209H61ZM61 210L59 211H56V212H60L61 213ZM43 212H45V213H47V216L48 215H50V214H48V212L50 213L51 211L49 210V211H47V209L45 210V211H43ZM146 213V212H145ZM144 213V214H145ZM67 214L69 215V213L67 212ZM66 214V215H67ZM140 214H142V213H140ZM140 214H138V216H140ZM151 214V213H150ZM55 215V214H54ZM147 215V214H146ZM46 216V217H47ZM138 216L136 215V218L137 219H139L138 218ZM40 218L42 217V219H43V216L42 215H40L39 216ZM38 217V221L40 220V218ZM143 217H144V215H143ZM145 218H147V216L145 217ZM36 219V218H35ZM42 219H41V221H40V223L42 222ZM47 219V220H48ZM133 219H135L134 217H133ZM133 219H131L130 218V224H132L131 223V221L133 222L134 220ZM37 220V219H36ZM35 220V221H36ZM55 220V221H54ZM147 220H148V218H147ZM147 220H146V222H147ZM28 221V220H27ZM35 221H33L34 223H35ZM38 221H36V223L38 222ZM139 221V220H138ZM142 217H141V221H140V223H141V226L143 225L144 226V223H142ZM149 221V220H148ZM48 222V221H47ZM54 222V223H53ZM56 222V223H55ZM128 222V221H127ZM31 224H32V222H31ZM31 224L29 225V226H27L28 228L29 227H31ZM38 224V223H37ZM35 225V224H34ZM66 225V226H65ZM127 225V224H126ZM134 225V224H133ZM136 225H137V223H136ZM147 225V224H146ZM125 226V225H124ZM128 226H130L129 225V223H128ZM127 226V227H128ZM139 226V225H138ZM137 226V227H138ZM41 227V228H40ZM45 227V226H44ZM65 227H66V229H68L69 230V232H67V236H66V234H64V230H66L65 229ZM134 227H135V225H134ZM130 228V227H129ZM140 228V227H139ZM138 228V229H139ZM31 228H29V230H30ZM64 229V230H63ZM122 229V231H123V229H124V227H122L121 228ZM126 229V230H125ZM124 230L125 231H128L127 230V228H125ZM133 229V226H132V228H130V230H129V232L127 233H125V231H124V234H127V235H129V233H130V231ZM136 230V231H134V233H133V231H132V233H133V235L135 234V232H138L139 230ZM143 228L141 227V230H142ZM35 230H33L34 232V235H36L37 234V232L35 233ZM133 230H135V229H133ZM144 230H145V228H144ZM143 230V231H144ZM67 231V230H66ZM120 232V235L122 234V232H121V230L119 231ZM118 232V233H119ZM139 232H141V231H139ZM73 233L72 234H70V236L71 235H73ZM117 233V234H118ZM38 234H39V236H38ZM37 234V236L40 238V236H41V234H40V231H39V233ZM148 234H151V233H148ZM26 235H27V232H26ZM30 235V234H29ZM29 235H27V239H28V237H29ZM33 235V236H34ZM127 235H126V237H127ZM132 235V234H131ZM132 235V236H133ZM136 235V234H135ZM31 236V235H30ZM43 236V235H42ZM119 236V235H118ZM118 236H117V238H118ZM138 236V235H137ZM74 237V236H73ZM73 237H69L67 240H68V242L70 241V238H73ZM74 237V239L73 240H71V244H70V242H69V246H70V250H71V252H73L74 250H72V249H77V248H74L75 247V245H74V243H75V238ZM115 237H116V234H115ZM128 237H130V236H128ZM128 237H127V239H128ZM89 238V237H88ZM98 238V237H97ZM120 238V237H119ZM122 238H124L123 237V234H122ZM122 238H120V239H122ZM132 238V237H131ZM27 239H25V241H24V239H23V241L24 242H27L26 240ZM31 239V238H30ZM30 239H28V242H29V240ZM37 239V238H36ZM61 239H62V241H63V243H62V248H61V245H60V247H58V252L56 251V250H54V249H57V246H59V245H57L56 246V243H58L59 242V240L61 241ZM125 239V238H124ZM127 239H125V240H127ZM32 240V239H31ZM34 238H33V242H34ZM81 240V239H80ZM92 240V239H91ZM97 240V239H96ZM124 240V241H125ZM129 240V239H128ZM36 241V240H35ZM43 241H45V240H43ZM72 241H73V243H72ZM98 241V240H97ZM130 241V240H129ZM132 241H133V238H132ZM132 241H130L131 243H132ZM32 242V243H33ZM36 242H38V241H36ZM19 243H20V239H19ZM18 243V244H19ZM35 243V242H34ZM83 243V242H82ZM126 243H127V241H126ZM9 244V243H8ZM17 244V245H18ZM21 244H23L22 243V240H21ZM37 244V243H36ZM59 244H61L60 242H59ZM98 244V243H97ZM127 244H130V243H127ZM11 245H13V243L12 244H9L8 246H9V248H10V246ZM27 246L29 245V244H26ZM34 245V244H33ZM67 246H68V244H66ZM65 245V251H66V253H67V257L68 258H70V256H73V258H72V260L71 261H69V260H67V258H66V256L63 258L64 259V261H65V258H66V261H68V264H69V262H70V264H71V262H72V264H74V263H76L77 264V262L80 264V262H79V257H81V255H82V257H83V259L85 260V256H83V254L81 253L80 254V256L78 257V259H77V257H76V255H74V253L73 254H71V252H67V250L68 251H70L68 248H67V246ZM78 245V244H77ZM76 245V246H77ZM7 246V245H6ZM7 246V247H8ZM15 245H13L11 248H13ZM19 246H22L23 247V245H19ZM18 246V247H19ZM30 247H31V244L29 245ZM36 246H39V245H36ZM35 246V247H36ZM74 246V247H73ZM79 246V245H78ZM89 246H90V244H89ZM89 246H88V248H89ZM3 247V246H2ZM1 247V248H2ZM5 247V246H4ZM3 247V248H4ZM17 246L15 247V249L16 248H18ZM26 246H24V248H25ZM55 247V248H54ZM71 247H72V249H71ZM0 248V249H1ZM11 248H10V250L8 249V248H6L5 247V250L4 249H1L0 250V257H1V254L2 255H4L5 253H7L6 252V249L7 250H9V252L10 251H14V250H11ZM27 248V247H26ZM34 248V247H33ZM37 248V247H36ZM61 248V250H59ZM87 247L85 248V249H83V251L84 250H86V249H88ZM95 249L96 248H98V247H94ZM99 248H100V246H99ZM67 249V250H66ZM78 249H80V247L78 248ZM3 250V251H2ZM23 250V249H22ZM28 250H30V249H28ZM27 250V251H28ZM18 251H19V248H18ZM17 251V252H18ZM25 251V250H24ZM35 251V250H34ZM33 251V252H34ZM55 251H56V253H55ZM60 251V252H59ZM88 251V250H87ZM86 251V252H87ZM96 251V250H95ZM99 251V250H98ZM101 251V250H100ZM36 252V251H35ZM41 251L39 252V251H37V254L39 253V254H41L42 253ZM77 252H78V250H77ZM80 252V251H79ZM85 252V255L87 254ZM11 253V252H10ZM14 253V252H13ZM19 253H20V251H19ZM62 253H64V250L62 251ZM62 253H61V255H62ZM69 253H70V255H69ZM99 253V252H98ZM102 253V252H101ZM17 254V253H16ZM39 254H38V256H39ZM54 254H53V256H54ZM65 254V253H64ZM75 254H77V256H78V253H76L75 252ZM88 254H89V252H88ZM103 254V253H102ZM19 255V254H18ZM109 255V254H108ZM10 256V255H9ZM8 256V254H7V257H9ZM37 256V257H38ZM52 256V255H51ZM63 256V255H62ZM74 256H75V260H76V262H74L73 260H74ZM111 256V255H110ZM5 257V256H4ZM3 257V258H4ZM6 257V258H7ZM12 257H13V255H12ZM23 256L22 255H20V259H19V261H21ZM55 257H57V256H54V260H56L55 259ZM2 258V262H3V260H4V262L5 261H7V263L5 262V264H8V260H5V258L3 259ZM61 258V257H60ZM86 258H90V257H86ZM97 258H99L98 256H97ZM17 259V258H16ZM23 259H24V257H23ZM39 259V258H38ZM49 260L48 261H52V258L50 259V255H49V258H48ZM58 259V258H57ZM106 259V258H105ZM108 259V258H107ZM107 259H106V262H107ZM12 260V259H11ZM81 260V259H80ZM99 260V259H98ZM1 261V260H0ZM15 261V263L17 262L18 263V259H17V261L16 260H14ZM59 261H60V259H59ZM62 261V260H61ZM60 261V262H61ZM97 261V260H96ZM103 261V260H102ZM2 262H0V263H2ZM3 262V263H4ZM12 262H13V260H12ZM74 262V263H73ZM81 262H83L84 263V261H81ZM98 262V261H97ZM100 262H101V259H100ZM34 263V262H33ZM64 263H66V262H64ZM94 263V262H93ZM102 263V262H101ZM9 264H10V261H9ZM12 264V263H11ZM63 264V263H62ZM91 264V263H90ZM95 264H99V263H95ZM103 264H104V261H103ZM106 264H109V262L108 263H106ZM112 264V263H111Z\"/></svg>",
    "mask_w": 264,
    "mask_h": 264
}]
</instances>
